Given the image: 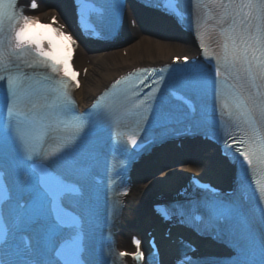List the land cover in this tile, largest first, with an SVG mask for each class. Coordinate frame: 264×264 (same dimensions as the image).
<instances>
[{"label":"snow or ice","instance_id":"6c2138e0","mask_svg":"<svg viewBox=\"0 0 264 264\" xmlns=\"http://www.w3.org/2000/svg\"><path fill=\"white\" fill-rule=\"evenodd\" d=\"M140 2L147 3V0ZM163 2L169 7L158 8L159 11L165 15L176 12L174 6L177 0ZM219 3L224 6V0H219ZM105 4L115 27L121 12L128 7V0H105ZM30 7L34 10L39 5L36 0H32ZM227 8L230 10L227 14L232 16V23L221 29L222 41L217 45L218 50L210 53L209 44L204 42L200 44L204 62L193 61L190 64L189 58L185 56L183 67L167 70L144 69L135 76L117 80L110 98L101 96L92 109L81 115L75 112L71 95V85L74 84L77 89L81 87L80 73L73 64L79 45L78 40L65 30L66 25L60 23L57 17L53 16L50 23H42L38 17L25 14L19 6V0H0V34L4 33L5 29L14 30L11 43L7 37L0 40V70L8 69V62L13 56L18 59L27 56L30 59H25L24 64L28 68H46L52 74L62 77L38 95L33 102L35 111L30 115H23L22 104L29 96L24 85L31 79L30 75L24 73L23 69L17 75L10 74L7 77L0 75V93L6 90L4 101L9 118L6 125L4 112L0 110V151L5 143H8L22 158L30 161L31 166L41 176L57 183H64L63 177L55 171V166L83 152H88L90 157L95 158L96 149L94 142L90 140L94 130L97 126L114 129L119 124L122 111H136L139 119L145 123L151 115L158 127L173 123L185 125L184 131L175 135L195 136L203 127L200 116L207 111L208 102L219 98L221 110L231 108V105L224 102L222 91L229 72L235 73L242 69L253 81L258 79L264 84V3L257 5L255 0H227ZM244 9L249 10L246 16ZM253 9H258L256 15L252 14ZM253 28L256 30L253 31ZM197 35L201 41L207 39L214 42V36L209 34L207 29H204L203 34ZM175 63L177 65L181 63L179 57ZM145 89L150 91L146 92ZM232 89L233 95L237 97L234 102L235 108L244 114L247 126L238 134L225 129L220 140L221 154L229 158L230 164L235 165L240 180L250 175L264 176V95L258 97L245 95L246 86L239 77ZM178 92L185 94L187 110H178L167 104L166 95L175 96ZM196 102L204 106L200 115L195 107ZM216 110L215 107L212 108V111ZM21 116L28 127L39 128L38 134L26 133L19 123L13 126L12 120H18ZM205 138L213 137L205 133ZM47 140L55 141V147L51 150H46ZM156 142L162 144L164 139L153 141ZM126 145L133 150L131 155L134 158L143 154L144 143L135 136H130ZM43 157H50V162L37 163V160ZM195 170L188 169L190 172ZM252 183L256 185L254 193L264 204V183L258 180H253ZM124 194L127 195V192ZM193 207L210 212L211 218L217 221L231 220L240 212L238 203H226L219 199L206 200ZM261 214V224L264 225V207L261 208ZM202 216L203 213L193 215L192 219L201 220ZM165 218L171 217L165 213ZM210 238L224 242L218 235H211ZM245 238L248 242L247 253L243 260L237 261V264H264V239L260 241L257 259L255 235L246 230ZM134 243L137 252L131 254L123 252L121 255H131L134 260L141 261L144 259L141 242L137 239ZM228 243L231 244V241ZM183 249L175 264H228V261H221V258L217 257L190 255L196 252L191 243H185ZM78 264H83V261Z\"/></svg>","mask_w":264,"mask_h":264},{"label":"bare ground","instance_id":"6f19581e","mask_svg":"<svg viewBox=\"0 0 264 264\" xmlns=\"http://www.w3.org/2000/svg\"><path fill=\"white\" fill-rule=\"evenodd\" d=\"M48 8L61 7V0H43ZM63 5V3H62ZM163 22V21H161ZM165 27V26H164ZM140 28L146 30L149 34H146L143 39H148L152 41L154 45V50L143 51L142 46L145 44L144 41L137 40V42L127 49V59L121 57L118 58L116 55L119 51L109 52L106 56H101L97 59H94L91 63L88 70V77L84 82L82 90L77 93L76 97L80 103L84 106L88 103V96L97 93L105 84L111 80L115 75H117L123 69L121 63L126 62V65H131L137 63L138 65L144 62H154L156 60L165 59L167 55H176L186 50H192V40L189 36H186L185 39L172 40V37L177 35L170 33L169 31L164 30L165 28H159V26H149ZM135 31L129 30L126 33L134 34ZM168 56V57H169ZM90 76V77H89ZM188 152L183 153V159H180V163L175 165H170V167L162 170L158 175L153 178L147 179V181H142L140 178H136L138 183L137 187L131 192V195L134 197L136 204H134V209L132 213L128 210V215L131 219V223L134 224L135 228L138 230L141 229V219L140 215L150 213L151 206L146 203V194L150 189L156 188L161 184L164 185L169 191H174V188L178 186V183L182 181L185 175H188L190 171L189 168L196 169L197 172L203 179L206 180H216L219 181L224 177L226 173L225 163L217 159L216 150L205 149L198 151L196 153ZM180 156V155H179ZM169 161H174L177 158H173L172 154L166 157ZM154 170L155 168L150 165ZM151 169V168H150ZM152 170V169H151ZM152 171H150L151 173ZM147 174V173H146ZM147 177L144 173V177ZM135 203V202H134ZM130 209V208H129ZM131 210V209H130ZM131 213V214H130ZM148 216V215H147ZM130 227H132L130 225ZM185 229V228H184ZM182 236L181 234H178ZM122 243L126 244L125 237L121 235ZM120 241V242H121Z\"/></svg>","mask_w":264,"mask_h":264},{"label":"rangeland","instance_id":"374dc122","mask_svg":"<svg viewBox=\"0 0 264 264\" xmlns=\"http://www.w3.org/2000/svg\"><path fill=\"white\" fill-rule=\"evenodd\" d=\"M90 77V76H89Z\"/></svg>","mask_w":264,"mask_h":264}]
</instances>
